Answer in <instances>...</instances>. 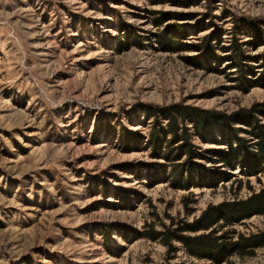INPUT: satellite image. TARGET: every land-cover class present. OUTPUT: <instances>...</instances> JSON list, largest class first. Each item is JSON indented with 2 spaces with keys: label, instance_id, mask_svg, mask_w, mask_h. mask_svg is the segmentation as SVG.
I'll return each mask as SVG.
<instances>
[{
  "label": "rangeland",
  "instance_id": "rangeland-1",
  "mask_svg": "<svg viewBox=\"0 0 264 264\" xmlns=\"http://www.w3.org/2000/svg\"><path fill=\"white\" fill-rule=\"evenodd\" d=\"M247 23L264 27V0H0V264H264V246L215 261L175 239L209 206L262 184L236 168L215 188L196 173L195 186L178 187L147 144L156 120L144 112L181 104L232 115L263 104L264 43ZM234 128L255 145L246 126ZM216 137L220 145L193 144L226 148ZM222 225L215 236L237 240L264 233V215Z\"/></svg>",
  "mask_w": 264,
  "mask_h": 264
},
{
  "label": "trees",
  "instance_id": "trees-1",
  "mask_svg": "<svg viewBox=\"0 0 264 264\" xmlns=\"http://www.w3.org/2000/svg\"><path fill=\"white\" fill-rule=\"evenodd\" d=\"M167 17L169 16L166 13L163 18L155 20L157 25L161 26ZM241 24L242 22L239 21L237 27H242ZM171 27H177L176 30H173V33L177 35L186 34L184 26L173 25ZM246 27L247 30L251 31L253 41L264 43L263 26L247 23ZM160 42L167 45L165 35L160 37ZM232 50L231 57L240 71L237 79L239 87L242 90H248L253 85L242 74L245 72L242 62L244 53L239 45L233 46ZM206 54H212L209 47L206 49ZM144 112L147 113L149 119L156 120V127L150 132L147 144L154 149V152H157L155 154L157 157L170 163L173 181L178 187H188L189 189L195 186L196 182L194 181H198V176L194 177L196 173L203 178L200 183H204L209 188H215L219 183L229 181L232 177V171L236 168H239L238 173L240 175L247 179L256 177L258 182L262 184L260 191L246 200L209 206L198 219L187 224L181 233L174 234L175 239L183 243L193 257H208L215 261L224 260L231 255L245 256L264 246V233L249 236L239 234V238L233 240L234 236L230 235H234L235 231L229 232L231 233L229 235L225 234V236L218 237L215 236L218 228L216 227L214 230V227L221 222L224 225L220 226L219 229L223 230L225 227L233 226L253 216L264 215V182L260 178L261 176L264 177V124L257 117V115L264 117V103L254 106L250 111H241L232 115L212 113L181 104L167 107L148 106L144 108ZM237 123L247 127L246 131L249 137L256 140L255 145L252 146L248 140L238 136L239 130L233 129ZM229 131L232 132L231 137H227ZM130 133L136 135L134 132ZM195 136L203 141H213L217 144L220 142L217 141L216 136L220 139L224 137L225 140L222 143H227L226 148L217 147L202 151L193 144V137ZM169 137L170 139H168ZM136 141L134 140V142ZM166 146H169V150L163 152ZM206 153L209 156H206ZM186 156L185 163L180 166L177 162ZM205 159H210L214 166L208 167L196 162L197 160L205 161ZM217 164L220 166L217 167ZM184 171H190L193 174L184 177ZM210 230L209 233L197 236L182 234L183 232L197 233ZM156 235L160 234L156 233ZM164 235L162 234L161 237Z\"/></svg>",
  "mask_w": 264,
  "mask_h": 264
}]
</instances>
